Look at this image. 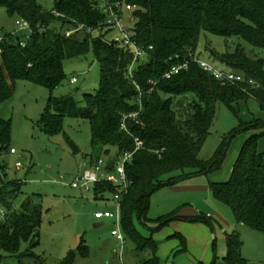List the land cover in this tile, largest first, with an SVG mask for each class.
<instances>
[{"label":"trees","instance_id":"16d2710c","mask_svg":"<svg viewBox=\"0 0 264 264\" xmlns=\"http://www.w3.org/2000/svg\"><path fill=\"white\" fill-rule=\"evenodd\" d=\"M116 2L133 6L129 10L135 21L133 39L148 51L132 74L129 71L134 52L119 40L107 38V31L114 28L104 24L103 6ZM0 7L32 29L27 39L25 34H7L0 42V104L12 98L19 80L53 92L65 79L63 63L68 58L92 50L100 63L99 89L84 95V107L72 95L51 98L40 123L53 136L63 130L66 117L88 119L91 165L103 155L117 159L133 153L125 168L129 186L122 192L121 228L135 246L139 264H162L153 233L165 225L173 221L211 222V216H183L182 208H176L159 217L157 227L149 228L151 196L193 175L220 170L231 139L242 133L249 136L230 178L210 182L209 188L216 199L231 207L239 223L264 234V153L259 151L264 118L242 122L224 139L212 159L199 158L218 102L232 106L253 99L264 112V58L251 54H256L255 49H264V0H54L51 9H45L39 0H0ZM72 30L76 31L67 35ZM203 31L226 39L236 37L253 46L250 52L241 43L225 52L207 47L215 61L227 66L224 71L243 76V81L222 84L194 61L202 59L197 51ZM95 32L97 36H93ZM23 40L25 46L20 44ZM185 62L187 68L170 78L163 77L173 66ZM11 136L12 122L0 117L1 149H7ZM137 141L143 143L140 148ZM73 147L75 153L80 151L76 145ZM176 171L182 174L172 175ZM20 191L21 183H6L0 174V206L4 211L0 221V264L12 256H28L45 264L46 260L33 252L41 239L40 197L33 194L16 208L14 202ZM93 191L96 198L104 199L106 193L114 195L119 187L102 181L94 185ZM138 224L149 229L151 235L143 236ZM172 237L180 242L172 254L185 253L186 237L181 233ZM24 243L29 246L22 253ZM226 243L228 253L223 264H249L242 255L243 241L237 233L227 235ZM89 253L82 238L64 262L72 263L78 255L88 257ZM217 263L215 255L210 264Z\"/></svg>","mask_w":264,"mask_h":264},{"label":"rangeland","instance_id":"374dc122","mask_svg":"<svg viewBox=\"0 0 264 264\" xmlns=\"http://www.w3.org/2000/svg\"><path fill=\"white\" fill-rule=\"evenodd\" d=\"M45 9H51L54 0H39ZM133 11H123V19L128 28L134 29ZM17 16H10L6 8L0 7V38L7 34L21 36L28 34L20 32ZM95 32L93 36H97ZM108 39L122 40L123 33L119 29L107 31ZM241 43L250 52L253 46L236 37L224 38L203 31L199 39L197 54L204 60L225 70L227 66L215 61L207 47L219 52L233 51ZM253 56L264 58V49H255ZM1 56V53H0ZM1 65V61H0ZM65 79L63 83L50 92L47 88L35 83L19 80L14 85L13 96L10 100L0 104V117L12 122V136L7 149L0 146V174L5 182L21 183V191L15 199V207L19 208L29 196L40 197L43 207L40 243L33 249L35 255L46 260L45 264H139V257L133 243L125 237L122 243L112 235L113 219H93L96 210L115 209L113 195L106 193L104 199L96 198L93 187L88 191L72 188L74 177L80 172L90 169L92 156V133L88 119L66 117L63 130L53 136L48 135L40 123L43 113L50 106V99L72 95L80 107H84V95L94 94L100 86L101 68L92 50L86 55L68 58L63 63ZM73 77L77 82L72 83ZM258 103L251 99L240 101L232 106L225 102L217 103V111L210 134L203 145L199 158L210 160L221 147L224 139L237 129L242 122H248L255 117H262ZM247 133H242L231 139L228 150L220 170L213 173L215 181H226L231 176L234 159L246 139ZM73 144L79 148L74 152ZM15 148L17 153L11 154ZM105 160L108 156H102ZM20 162L21 166L17 167ZM115 173V172H113ZM181 171L172 175L180 176ZM213 178V179H214ZM211 175H193L172 187H163L151 196L147 225L155 228L156 221L175 208H194L193 215L211 216L210 223L186 222L178 225H165L153 233L158 242L162 264H188L196 258L204 264H210L216 255L219 262L228 253L227 235L237 233L243 241L242 254L249 264H264V234L247 225H241L230 206L216 199L210 191ZM189 210V211H188ZM3 208L0 206V221ZM186 222V223H185ZM95 223H102L96 227ZM185 224V225H184ZM191 224V225H189ZM143 236H150L149 229L138 224ZM180 229V228H179ZM175 231L182 232L192 240L193 251H186L184 255L174 256L171 253L170 242L176 238H168ZM188 235V236H187ZM84 239L89 247L88 257L77 256L72 263L64 262L70 252L76 250ZM210 239L208 256L205 255ZM214 243L216 244L214 246ZM29 243H24L21 252H26ZM176 249V248H175ZM183 254V253H182ZM147 254H144L146 256ZM196 257V258H195ZM184 259V260H182ZM39 264L35 258L5 257L3 264ZM218 262V264H220Z\"/></svg>","mask_w":264,"mask_h":264},{"label":"built area","instance_id":"2783aa9c","mask_svg":"<svg viewBox=\"0 0 264 264\" xmlns=\"http://www.w3.org/2000/svg\"><path fill=\"white\" fill-rule=\"evenodd\" d=\"M133 6L130 4H124L122 2H116L113 5H104L103 11L106 14V19L104 24L108 27H112L114 29H119L123 33V39L120 40L121 44L124 45L126 48H130L133 52L132 64L130 66L129 73L132 74L134 66L142 59L146 58L148 51L137 44V42L133 39L135 36V31L128 28L123 19V11L124 10H131ZM130 20H133L130 19ZM17 24L19 25L20 32L26 30L29 31L26 35V39L32 33V29L30 25L22 20H18ZM80 27L79 29H81ZM78 30V29H77ZM67 31V35H71L73 32ZM3 41V37L0 38V42ZM22 46L26 45V41H21L20 43ZM152 47H150L151 49ZM0 53H2V49L0 48ZM194 61L200 64V66L215 76L216 79L221 81L222 84L227 82H237L243 81L244 77L241 75H237L233 72H226L224 70L218 69L213 64L209 63L204 59L195 58ZM188 67V62H185L180 65L173 66L168 72H166L163 77L170 78L175 74H178L182 69ZM77 77H73L71 82L76 83ZM253 83L252 81H250ZM124 126V125H123ZM143 145L141 141H137V147L140 148ZM11 154H16L17 151L15 148H11ZM133 153H124L120 155L117 159H107L105 160L103 157L97 159L94 164L91 165L90 169H86L74 177V181L72 182L71 186L74 189H81L88 191L89 188L92 186L94 187L95 184L108 181L116 186L119 187V191L113 195V200L116 203L115 210H104L99 211L94 214L95 218L97 219H113L114 220V229L112 230V235L117 238L118 241L124 243L125 242V235L121 228V201H122V192H126L129 186V180L126 175V164L131 162ZM114 160L115 163L112 169H109L110 162ZM21 163H17V167H20ZM115 172V173H113ZM4 216V211H2V217Z\"/></svg>","mask_w":264,"mask_h":264},{"label":"crops","instance_id":"0c3cea01","mask_svg":"<svg viewBox=\"0 0 264 264\" xmlns=\"http://www.w3.org/2000/svg\"><path fill=\"white\" fill-rule=\"evenodd\" d=\"M264 113V112H263ZM262 118H264V115L262 116ZM248 136H249V133H247V135H246V139L248 138ZM246 139L244 140V142L246 141ZM243 142V143H244ZM243 145V144H242ZM242 145H241V147H242ZM241 147H240V149H241ZM240 149H239V151H240ZM239 151H238V154H239ZM259 151L260 152H263L264 153V138L263 139H261V141H260V144H259ZM237 157H238V155L236 156V158L234 159L235 161H236V159H237ZM235 161H234V163H235ZM234 163H233V165H234ZM90 164H91V162H90ZM233 165H232V167H233ZM211 175V179H210V182H221V181H215V180H217V179H215L214 178V176H212L213 175V173L212 174H210ZM214 178V179H213ZM114 203H115V201H113ZM115 208H116V203H115ZM176 209V208H175ZM187 209V208H186ZM186 209H182V211H181V215H183V216H196V215H193V214H195V213H193V211L194 212H196V210L194 209V208H188L190 211H191V213H189L190 215H187V213L185 214V212H187V211H185ZM105 210H109V209H105ZM111 210V209H110ZM115 210V209H114ZM188 210V211H189ZM99 211H101V210H96L95 212H94V214L96 213V212H99ZM1 215H2V213H1ZM93 219L95 220V221H98V220H101V219H97V218H95V216L93 215ZM104 219V218H103ZM181 222H183V221H173V222H171L170 223V225H178L176 228L178 229V230H181L182 232H184L182 229H181V227H180V225L181 224H179V223H181ZM186 223V222H185ZM241 225H244V224H242V223H240ZM102 225V223H95V226L96 227H99V226H101ZM185 225V224H184ZM189 225H191V224H189ZM180 228V229H179ZM182 232H180V231H175V233H181V234H183ZM175 233H172L171 235H169V237L168 238H172V236L175 234ZM185 233V232H184ZM184 235V234H183ZM185 236V235H184ZM188 236V235H187ZM186 237V236H185ZM227 237V236H226ZM226 237H224V239H225V241H226ZM186 239H187V245H188V247H189V250L190 251H193V245H192V240L189 238V236L188 237H186ZM177 240V239H176ZM210 239H206V244H207V249H206V253H205V255H207L208 256V253H209V247H210ZM180 245V242H179V240H177L176 242H174V241H172V242H170V246H172V248H171V253L173 252V250H175V248H178V246ZM158 250H159V245H158ZM188 251V250H187ZM242 251H243V247H242ZM189 252V251H188ZM184 254H186V253H183V254H181V256L182 255H184ZM243 255V254H242ZM159 256V255H158ZM160 257V256H159ZM209 257V256H208ZM196 258V257H195ZM246 258V257H245ZM197 259V263L196 264H198L199 262H202L203 264H204V262L203 261H200L198 258H196ZM247 259V258H246ZM182 260H184V259H182ZM248 260V259H247ZM218 262H219V259H218ZM249 262V261H248ZM220 264H223V261H220L219 262ZM187 264V263H186ZM188 264H195V262L193 261L192 263H188ZM218 264V263H217Z\"/></svg>","mask_w":264,"mask_h":264},{"label":"water","instance_id":"95a60500","mask_svg":"<svg viewBox=\"0 0 264 264\" xmlns=\"http://www.w3.org/2000/svg\"><path fill=\"white\" fill-rule=\"evenodd\" d=\"M114 163H115L114 160H112V161L110 162V164H109V169H112V168H113Z\"/></svg>","mask_w":264,"mask_h":264}]
</instances>
